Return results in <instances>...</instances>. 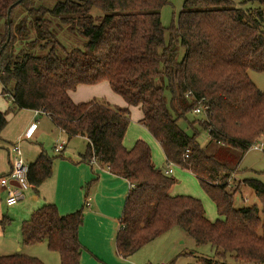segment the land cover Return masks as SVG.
I'll list each match as a JSON object with an SVG mask.
<instances>
[{"label": "trees", "instance_id": "obj_1", "mask_svg": "<svg viewBox=\"0 0 264 264\" xmlns=\"http://www.w3.org/2000/svg\"><path fill=\"white\" fill-rule=\"evenodd\" d=\"M252 1L259 6L184 0L177 25L165 27L161 9L170 0H60L53 6L38 0H0L1 94L12 101V111L39 110L69 138L85 136L88 147L82 160L91 163L94 156L132 185L115 239L120 257L127 259L180 227L198 245L214 246L215 256L201 258L202 264H226L228 258L264 263V183L245 179L259 204L242 207L234 205L240 185L229 188L238 169L235 151L244 155L264 135V91L249 75L250 69L264 71V0H243ZM93 8L100 14H92ZM22 12L26 18L16 22ZM27 17L36 31H29ZM63 27L86 38L82 49H69L60 41ZM103 80L128 106H114L105 98L72 99L70 92L78 85ZM200 102L206 111L188 120ZM130 106L142 110L140 121L160 143L166 164L198 177L219 218L209 219L198 197L171 194L178 180L156 166L146 140L125 145ZM7 115L0 110V138ZM181 119L188 120L192 133L179 124ZM198 126L218 144L214 152L200 144ZM59 154L43 150L29 164L36 192L51 176ZM85 189L84 205L70 213H60L55 203L35 209L22 222V243L45 241L58 252L61 264H81L86 248L79 230L89 187ZM9 220L4 216L0 223ZM0 264L46 263L16 252L0 255Z\"/></svg>", "mask_w": 264, "mask_h": 264}, {"label": "crops", "instance_id": "obj_2", "mask_svg": "<svg viewBox=\"0 0 264 264\" xmlns=\"http://www.w3.org/2000/svg\"><path fill=\"white\" fill-rule=\"evenodd\" d=\"M70 95L75 102H84L93 98H105L114 106H128L124 98L111 88L107 80L95 84H80L75 90L70 92ZM10 103L12 106L11 100ZM8 106V103L0 101V110L4 111ZM8 108L11 109V107ZM139 108V106H130L131 120L127 130V138L124 139V143L127 147H131L137 138H143L149 144L154 137L140 121L143 113ZM7 117L8 123L1 132V141H3V144H0V149L2 150L1 152H3L4 160L0 158V177L9 173L10 168H6L5 158H7L8 155V162L10 164V148L14 142L20 141L23 158L30 164L36 160L43 150H45L42 144L40 146L38 145L37 139H39V136L45 133V131H50L55 137L61 138L58 139L53 146V151H55V153L52 156H56L58 153H60V156L56 157L53 161L51 176L38 187V192H36L34 186H32L25 191L24 196L15 204L8 205L6 202L7 206L13 207L18 205L19 201L26 197L27 191L32 190L27 201L29 204L21 214L22 219H27L32 210L34 211L48 203H55L60 213L66 214L84 205L86 194L85 187H89V204L85 208L84 222L79 230L80 241L86 248L81 255V264H151L150 254L152 250H150L148 246H150L149 244L156 240V238L144 245L127 259L118 255L115 239L120 227V218L124 210L126 196L132 185L124 177L112 173L108 167L101 166L99 163L94 164L82 160V154L88 147V139L82 135L69 138L64 130L53 123L49 115L43 112L36 113V110L33 109L21 108L14 111L13 114L7 115ZM17 117L18 120L16 124L11 125V122H15ZM39 117L41 118L40 120ZM33 123H36V127L31 131L30 136L25 137L24 135L31 128ZM34 134H37L35 140L33 139ZM76 139H80L82 143H80L81 145L78 148L71 149L69 145ZM62 142L64 143V148L57 152L55 147ZM46 152L49 154L48 151ZM3 193L7 194L8 188L0 184V194L3 195ZM189 193L190 192L178 193L176 189L171 191L173 195ZM249 195H251L250 192ZM1 215L3 217L5 216L0 212V217ZM207 217L211 220H215L208 215ZM24 220H22V222ZM7 224H9L8 221H6V225ZM6 225H2L3 228L0 229V251H2L0 253H24L21 248H18L19 250L15 252V249L20 245V240L18 239L16 243L12 240H8L10 236L9 233H7V227L9 226ZM168 232H170V230ZM5 236H8V238L2 239L3 237L5 238ZM24 246H33V249H29L25 254L38 256L46 264H61L59 254L55 255L56 251L50 250L45 241ZM143 248H145V251H142ZM56 258H58V263H56Z\"/></svg>", "mask_w": 264, "mask_h": 264}, {"label": "rangeland", "instance_id": "obj_3", "mask_svg": "<svg viewBox=\"0 0 264 264\" xmlns=\"http://www.w3.org/2000/svg\"><path fill=\"white\" fill-rule=\"evenodd\" d=\"M57 1L60 0H38L39 3L47 5V6H53ZM235 2L236 6L239 7H245V6H251V7H257L259 6V3L257 1H252L248 3H244L243 0H233ZM184 0H170L169 3L165 4L161 9V19L162 23L165 27H171L173 25H177L178 21V13L182 8ZM91 13L96 15L100 14V11H98L97 8H93L91 10ZM26 18V13L22 12L19 13L16 22L24 20ZM27 26L30 28L29 31H36V29L30 25L29 18L27 17ZM2 30V26L0 27ZM58 38L60 41L67 47V48H83L84 44L86 42V38L82 37L78 32L69 31L66 28H62L59 30ZM166 40H169V32L166 33ZM249 75L251 79L254 81V83L264 91V71H256V70H249ZM2 92V85L0 84V94ZM0 101H3L5 103H8V107H11L10 98L0 95ZM6 107L5 111H7V114H13L14 111L12 109H9ZM140 109V108H139ZM201 117V114H194L190 113L188 115V120H193L194 118ZM41 118L39 117V120ZM18 120V117L15 122H11V125H15ZM188 120L181 119L179 121V124L189 133L193 132V129L188 124ZM143 127V126H142ZM199 128V135L198 140L200 144L205 147L208 152L212 153L217 148L218 144L215 142L209 141V135L208 132L198 126ZM128 132L126 134L125 139L127 138ZM37 134L33 135V139H36ZM2 137V136H1ZM37 139L38 145H43V148L49 152L50 155H54V144L58 139H61L60 137H55L50 131H45L41 136ZM262 140H264V135ZM259 138V139H260ZM138 139V138H137ZM145 140V139H144ZM82 143L80 139H76L70 143V148H78ZM0 144H3V141H1L0 138ZM134 144V143H133ZM10 145V144H9ZM149 145L151 146L152 155H153V161L156 164L157 167L161 168L163 171L166 169V158L164 156L163 150L160 147L159 143L154 139L151 142H149ZM0 149V158L4 160L3 158V152ZM237 155L236 159V165L238 164L237 172L234 174L231 180V187H229L231 190H234V188L237 185H240V189L235 192L234 197V205L236 207H242V206H248L252 205L254 203L259 204V200L252 188H250L246 183V178H253L257 179L264 183V146L261 150L250 148L244 155H240L239 151H235ZM7 155V154H6ZM241 157L240 162L238 163L239 159ZM6 159V168H10V164L8 162V155ZM238 160V161H237ZM28 163V162H27ZM11 169V168H10ZM9 169V172H10ZM172 176H175V178L178 180V182L171 188V191L174 189L178 190V193H187L193 194L194 196H197L200 198L204 204L205 210L207 215L212 219L219 218L216 206L212 199L209 197V195L204 191L202 188L200 181L198 177L190 172L189 170H186L180 166L174 167V173ZM194 192V193H193ZM249 192L251 195H249ZM32 193V190L27 191L26 197L19 201L18 205H15L13 207H9L6 204V193L0 194V212H2L3 215L7 216L9 220V224L6 226L8 230L7 233H9L8 236L3 237L2 239L8 238V240H12L15 243L18 242L17 240H20V245L15 249V252L18 251V248H21V250L25 253L29 249H33V246H24L22 243V239L20 236V225L22 223L21 214L23 213V210L26 209V206L29 204L28 197ZM33 210L31 211V213ZM31 215V214H30ZM30 215L28 218H30ZM3 218L1 215L0 219ZM27 218V219H28ZM3 226L0 224V229H2ZM20 237V238H19ZM149 249L151 251V257L150 260L152 261L151 264L156 263H165V264H202L201 258H212L214 257V246L211 244H201L198 245L195 240L189 236L183 229L180 227H174L170 230V232L165 233L164 235L156 238L151 244ZM46 251V250H45ZM142 251H145V248H143ZM2 252V251H0ZM13 252V251H12ZM55 255H58L57 252H55ZM2 254V253H0ZM9 253H3L2 255H7ZM49 255V254H48ZM51 255V254H50ZM38 257V256H37ZM58 257V256H55ZM50 260V259H49ZM50 262V261H49ZM226 264H257V263H250V262H235L233 259H227ZM56 263H58V258H56ZM52 264V263H51ZM225 264V263H224ZM264 264V263H262Z\"/></svg>", "mask_w": 264, "mask_h": 264}, {"label": "built area", "instance_id": "obj_4", "mask_svg": "<svg viewBox=\"0 0 264 264\" xmlns=\"http://www.w3.org/2000/svg\"><path fill=\"white\" fill-rule=\"evenodd\" d=\"M206 106L200 102L199 105H197L193 109L194 114H201L206 111ZM39 110H36V113H39ZM36 127V123H33L31 125V128L26 132L24 135L25 137L30 136L31 131ZM264 146V140L262 138L257 139L254 141L251 145L250 148L258 149L261 150L262 147ZM64 148V143H59L56 147L55 150L57 152L61 151ZM10 164H11V169L10 172L3 176L0 177V184L4 187L8 188V193H7V198L6 202L8 205H13L15 204L22 196H24L25 191L28 190L33 186L31 181L29 180L28 177V172H29V163L25 161L22 155V150L20 146V141H16L12 144L10 148ZM91 163L97 164L98 161L96 157H91L90 159ZM176 164L170 162L167 164L166 169L163 171L165 174L172 175L174 172V167ZM15 181L17 184H12L11 181ZM87 204H89V201H87ZM156 264H165L163 262L161 263H156Z\"/></svg>", "mask_w": 264, "mask_h": 264}, {"label": "water", "instance_id": "obj_5", "mask_svg": "<svg viewBox=\"0 0 264 264\" xmlns=\"http://www.w3.org/2000/svg\"><path fill=\"white\" fill-rule=\"evenodd\" d=\"M8 21H9V18H8ZM11 183H12V184H17V183H16L15 181H13V180L11 181Z\"/></svg>", "mask_w": 264, "mask_h": 264}]
</instances>
